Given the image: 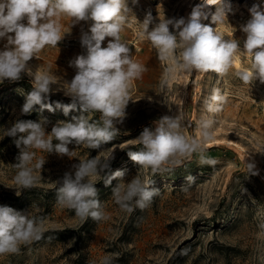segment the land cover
<instances>
[{"label": "rangeland", "instance_id": "rangeland-1", "mask_svg": "<svg viewBox=\"0 0 264 264\" xmlns=\"http://www.w3.org/2000/svg\"><path fill=\"white\" fill-rule=\"evenodd\" d=\"M188 2L129 3L130 25L121 32V40L146 71L130 88L127 115L117 125L120 132L109 144L97 149L69 145L70 150H75L72 158L33 149L37 158H44L46 163L37 170V181L29 189L15 184L17 169L13 165L19 149L14 138L3 136L4 128L11 127L17 119L38 121L44 116L50 121L46 129L50 132L58 120H70L78 113L65 117L60 109L41 112L36 106L31 114L21 115L33 80L25 76L20 81L0 82V205L30 211L44 220L41 239L22 244L15 253L0 254V264H103L105 260L108 264H264V82H245L241 75L252 72V58L240 52L237 57L242 69L233 65L224 75L214 71L189 73L177 68L162 84L166 69L173 67L175 60L162 61L152 44L139 36V22L149 11L153 16L151 30L159 23L160 15L166 19L188 16L192 10ZM61 23L64 39L55 47L46 46L29 63L33 71H47L55 76L56 93L51 99L68 103L63 90L67 80L76 74L69 62L86 54L80 36L81 28L88 30L90 22L73 25L72 18L63 17ZM206 25L217 27L225 39H238L244 50L246 34L233 18L231 22L225 18L218 25L211 21ZM110 39L106 38L102 47ZM4 43L6 40L0 42V47ZM216 89L226 99L218 112L208 113L205 101ZM164 115L181 117L184 134L201 140L204 155L215 163L202 164L199 154H194L178 166L165 164L153 172L131 160L127 152L141 147L135 139ZM100 116L94 112L88 114V119L98 122ZM202 117L214 121V134L208 142L203 141L198 129ZM112 155L111 170H124L125 181L139 175L159 189L148 207H134L132 212L122 210L112 195V187L119 180L106 187L103 173L97 178L96 187L107 219L82 220L73 209L57 203L59 181L65 172L73 171L74 164L95 156L103 161ZM249 162L255 163L258 174L249 169ZM190 175L194 181L186 180Z\"/></svg>", "mask_w": 264, "mask_h": 264}, {"label": "clouds", "instance_id": "clouds-1", "mask_svg": "<svg viewBox=\"0 0 264 264\" xmlns=\"http://www.w3.org/2000/svg\"><path fill=\"white\" fill-rule=\"evenodd\" d=\"M129 3L136 5L139 0H0V42L6 40L0 47V82L20 81L25 76L33 80V87L20 109L21 115L31 114L36 106L41 112L60 109L65 117L78 113L70 120H58L50 132L46 130L50 121L44 116L38 121L17 119L11 127L4 128L3 136L14 138L19 149L13 167L17 169L14 181L20 189L33 187L37 170L46 163L44 158H37L33 149L72 158L75 150H70L69 145L75 143L97 149L109 144L120 132L117 125L122 124L127 115L130 88L146 71L121 40V32L130 25L132 10ZM208 5H218L211 17V22L216 25L232 11L231 4H226L225 0H201L192 7L187 18L166 19L160 15L159 23L149 30L153 24L149 11L143 22H139L140 38L152 44L162 61L175 60L174 66L166 69L162 84L177 68L189 73L193 70L214 71L224 75L240 52L252 58V72L242 73V79L264 82V10L261 5L249 9L251 18L241 26L246 34L243 51L238 39H225L217 27L214 29L202 23L208 19L205 13ZM63 17L72 18L73 25L90 22L88 30L81 28L80 42L86 54L77 55L69 62L76 74L71 81L67 80L63 90V95L70 100L68 103L51 99L56 93L53 88L55 76L47 71H33L29 63L46 46L55 47L64 39ZM106 38L112 39L102 47ZM225 99L218 89L213 90L205 101L206 111L218 112ZM94 112L101 114L98 122L88 119V114ZM213 123L211 118L202 117L198 124L204 142L213 137ZM135 141L141 147L128 151V156L140 167L150 168L153 172L165 164L178 166L194 154H199L202 164L215 163L214 159L204 155L201 140L184 134L179 116H162L152 127H145ZM113 159L114 155L103 161L96 156L79 160L73 165V171L65 172L59 181L57 203L73 209L82 220L107 219L96 187V180L103 173L106 187L112 185L113 180H119L112 187V195L122 210L132 212L134 207H148L159 189L151 187L152 182L142 180L139 175L125 181L124 170H111ZM248 167L258 174L255 163L249 162ZM194 179L191 175L186 177L189 182ZM17 195H20L19 191ZM43 232L42 218L30 211L0 205V254L19 251L22 244L40 240ZM103 264H108L107 260Z\"/></svg>", "mask_w": 264, "mask_h": 264}, {"label": "bare ground", "instance_id": "bare-ground-1", "mask_svg": "<svg viewBox=\"0 0 264 264\" xmlns=\"http://www.w3.org/2000/svg\"><path fill=\"white\" fill-rule=\"evenodd\" d=\"M188 1V0H187ZM231 0H225V2H230ZM199 3H201V0H189V2H188V8H190V9H192V7H194L196 4H199ZM218 6V5H217ZM217 6L216 5H208L206 8H205V13H206V15L208 16V19L207 20H202V23L203 24H206V23H209L210 21H211V17H212V15L215 13V11H216V8H217ZM243 6H245V4L243 5L239 0H235L232 4H231V7H232V11L231 12H229V13H227V17H226V19H227V21H229V22H231V20H232V18H233V21H234V17H235V15L236 14H238V13H242V14H244V12H242L241 11V8L243 7ZM187 8V7H186ZM184 11H186V9L184 10ZM190 12H191V10H190ZM184 14H187V13H184ZM190 14V13H189ZM187 17V16H186ZM185 17V18H186ZM241 26L242 25H238V27H239V30H241ZM222 29H227V27H222ZM243 32V31H242ZM234 65H235V67L237 68V69H242V67H241V64H240V60H239V58L237 57L236 58V60H235V63H234ZM219 133V132H218ZM216 139V138H215ZM224 139V138H223ZM215 141V140H214ZM211 143H213V142H211ZM215 143V142H214ZM233 143V142H232ZM209 145V144H208ZM211 146V145H210Z\"/></svg>", "mask_w": 264, "mask_h": 264}, {"label": "built area", "instance_id": "built-area-1", "mask_svg": "<svg viewBox=\"0 0 264 264\" xmlns=\"http://www.w3.org/2000/svg\"><path fill=\"white\" fill-rule=\"evenodd\" d=\"M240 2L243 5L245 4V6L241 8V11L244 12V14L238 13L235 15L234 22L236 25H245L247 23V21L251 18L249 9L253 5L259 4L261 5L262 10H264V0H241Z\"/></svg>", "mask_w": 264, "mask_h": 264}]
</instances>
